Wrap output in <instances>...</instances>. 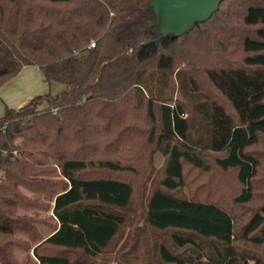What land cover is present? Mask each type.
Listing matches in <instances>:
<instances>
[{
	"label": "trees",
	"instance_id": "16d2710c",
	"mask_svg": "<svg viewBox=\"0 0 264 264\" xmlns=\"http://www.w3.org/2000/svg\"><path fill=\"white\" fill-rule=\"evenodd\" d=\"M257 11L157 35L152 0H0V87L26 65L66 86L0 117V264H91L138 219L156 264H264V91L242 110L214 78L264 76Z\"/></svg>",
	"mask_w": 264,
	"mask_h": 264
},
{
	"label": "rangeland",
	"instance_id": "374dc122",
	"mask_svg": "<svg viewBox=\"0 0 264 264\" xmlns=\"http://www.w3.org/2000/svg\"><path fill=\"white\" fill-rule=\"evenodd\" d=\"M260 18L264 19V12H253V21ZM168 21L169 20L166 17L160 29H168ZM248 45L254 48L264 47V45L252 42H249ZM258 60L264 61V57ZM29 70L31 71L32 69H26V71ZM34 70L36 72V69ZM41 75L43 76V74ZM30 76L31 75L26 74V76L24 75L20 78H13V80L10 81L12 83L10 89L14 92L19 90L21 94L26 93L29 97L43 92H51L56 95L66 88V86L62 83H49L44 77L39 79L36 76H33V79L31 80L32 77L30 78ZM214 78L219 85L238 99L242 110L246 109L248 101L252 96L258 97L264 91V76L262 73L228 72L227 80H223L216 75H214ZM3 98V93H0V117L5 114L6 107H8L9 104V102L5 101ZM47 105L48 102L43 99L41 107H45ZM166 160L167 158L162 152L159 151L155 153L152 168L148 172L141 190L144 198L148 197L157 187H160V180L165 176ZM183 191L185 194H188L187 188H184ZM24 213L32 215L33 211L28 210ZM40 214L42 217H49L52 214V210L40 211ZM51 222H54V220H51ZM38 229L44 237L48 236L52 232L51 227L44 224H39ZM132 235H137L135 247L132 246L133 241L128 242L127 240ZM21 236L27 239L26 235ZM155 241H160V238L156 236L143 221L138 219L132 226H129L125 230L123 239L118 241L116 246H110L107 251H104V253L97 258L91 259L90 262L91 264H156L155 260L152 258V245ZM16 254L21 260L29 255L33 257L32 250L26 251L24 249L17 248Z\"/></svg>",
	"mask_w": 264,
	"mask_h": 264
},
{
	"label": "water",
	"instance_id": "95a60500",
	"mask_svg": "<svg viewBox=\"0 0 264 264\" xmlns=\"http://www.w3.org/2000/svg\"><path fill=\"white\" fill-rule=\"evenodd\" d=\"M223 0H152L157 16V32L182 34L197 20L208 19ZM168 29H160L165 18Z\"/></svg>",
	"mask_w": 264,
	"mask_h": 264
},
{
	"label": "crops",
	"instance_id": "0c3cea01",
	"mask_svg": "<svg viewBox=\"0 0 264 264\" xmlns=\"http://www.w3.org/2000/svg\"><path fill=\"white\" fill-rule=\"evenodd\" d=\"M28 68H30V69H32L31 71L29 70V71H26V69H28ZM34 69H36V72H35V70ZM38 70V71H37ZM39 72V73H38ZM41 72V73H40ZM26 74L28 75H31L30 76V78H31V80L33 79V76H36L37 78H39V79H41V78H43L44 77V75L42 76L41 74H43L42 73V71H41V69H40V67L39 66H34V65H26V66H24L23 68H22V70L15 76V77H13V78H20L21 76H26ZM40 74V75H39ZM13 78H11L9 81H7L3 86H1L0 87V93H3V95H4V100L5 101H8L9 102V104H8V107H10V108H15V109H19V108H21L24 104H26L31 98H33L34 96H36V95H40V94H45L44 92L43 93H38V94H34V96H27V94L26 93H20V91L19 90H17V91H12L11 89H10V87H11V80H13ZM22 88V87H21ZM38 89V88H37ZM32 95V94H31Z\"/></svg>",
	"mask_w": 264,
	"mask_h": 264
},
{
	"label": "built area",
	"instance_id": "2783aa9c",
	"mask_svg": "<svg viewBox=\"0 0 264 264\" xmlns=\"http://www.w3.org/2000/svg\"><path fill=\"white\" fill-rule=\"evenodd\" d=\"M91 45H94V43H92Z\"/></svg>",
	"mask_w": 264,
	"mask_h": 264
}]
</instances>
